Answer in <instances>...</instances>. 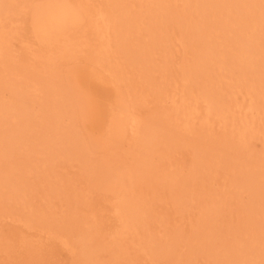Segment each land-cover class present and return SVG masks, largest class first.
<instances>
[{
	"label": "rangeland",
	"instance_id": "rangeland-1",
	"mask_svg": "<svg viewBox=\"0 0 264 264\" xmlns=\"http://www.w3.org/2000/svg\"><path fill=\"white\" fill-rule=\"evenodd\" d=\"M158 1L0 0V264H264V2Z\"/></svg>",
	"mask_w": 264,
	"mask_h": 264
},
{
	"label": "bare ground",
	"instance_id": "bare-ground-1",
	"mask_svg": "<svg viewBox=\"0 0 264 264\" xmlns=\"http://www.w3.org/2000/svg\"><path fill=\"white\" fill-rule=\"evenodd\" d=\"M160 1V0H159ZM158 1V2H159ZM205 1V0H204ZM262 2H264V0L262 1ZM86 3L87 2H85V3H79V5H80V7L82 8V9H84V11H86L87 13H88V15L91 17L92 16V14H90V12H89V10H88V7L86 6ZM203 3V2H202ZM204 4V3H203ZM262 7L264 6V3L261 5ZM262 10H263V13L262 14H264V7L262 8ZM108 13H106L105 11H103V10H97L96 11V13H95V19H94V22H95V27H98L99 29H102V31H105V32H107L108 31V29L110 28V24H111V19H110V17L107 15ZM54 18H55V16H54V14L53 13H49V15L48 16H46V20H54ZM60 20L58 19V18H56V21H54V22H56V23H60L59 22ZM2 21H1V15H0V23H1ZM257 23L254 21V22H252V24H251V27H252V29L254 30V29H256V27H257ZM3 28V27H2ZM4 29V28H3ZM2 30V29H1ZM1 30H0V34H1ZM3 31H6V30H2V32ZM3 33H5V32H3ZM2 33V34H3ZM2 34L0 35V56L3 54V51H4V49H5V47H6V44L4 43L5 41H3V36H6V35H3L2 36ZM7 35H9V33L7 34ZM251 45V44H250ZM248 47H249V45H248ZM108 49H109V43H107L105 46H104V48L102 49V50H99V51H97V53H98V57H100V58H98V60H97V62H99L100 64L102 63L101 62V59L102 58H105L107 55V52H108ZM240 54L241 53H238V55L240 56ZM237 55V57H239ZM241 58V57H240ZM221 64V63H220ZM115 65V66H114ZM219 66H221V65H219ZM118 68H120L119 67V65H116V64H111V65H108V66H106V70L108 71V74L110 75V76H113L116 80H117V82L119 83L120 82V80L123 78L122 76H120L121 74H119V72L117 73V70H118ZM117 73V75L115 76V74ZM118 75L120 76V78H118ZM123 80V79H122ZM121 80V82L120 83H122L123 81ZM131 92V91H130ZM126 93H127V95L129 96V94H128V92H127V90H126ZM130 94H132V92L130 93ZM125 95V99L128 101V103L126 104V107L124 108V109H122V110H112L111 112H110V115H109V119H108V122H107V125H106V128H105V130H106V133H107V136H111V138H113V139H116V138H119V137H121V138H123L122 136L124 135H126V133H129L128 131H132L134 134L135 133H137L136 135L138 136L139 134V132L140 131H142L144 128H141V126H142V124H143V122H142V120L140 119V117H138V115L134 112V110H133V103H131L132 101H130V97H127L126 96V94H124ZM172 95H174L175 96V94H172ZM173 97V96H172ZM173 99V98H172ZM132 100H133V98H132ZM203 100L204 101H206V103H207V105H206V113H205V117H204V121H205V123H209L210 122V116L211 115H215V116H217V117H225V114H224V112H225V110H224V108H223V106L220 104V103H218V102H215L212 98H211V96H209V95H207V94H205V95H203ZM130 101V102H129ZM173 101V103L175 104L174 105V107H176V100L175 99H173L172 100ZM196 102H198V100H196L195 101V103H193L192 105H189V106H185L183 109V115H184V117L186 116V118L187 117H190V116H192L193 114H196L198 111H199V107H198V105H196ZM181 103H183V104H186L185 103V100L184 99H182L181 100ZM178 107V106H177ZM194 116V115H193ZM190 118H192V117H190ZM194 118V117H193ZM187 119H189V118H187ZM186 119V120H187ZM189 122V121H188ZM187 122V123H188ZM144 126V125H143ZM241 133H244V131H242ZM130 136V135H129ZM133 136V135H132ZM136 137V136H135ZM121 142H122V140H121ZM150 142V141H149ZM150 144L152 145V142H150ZM150 144H148V145H150ZM149 147H152V146H149ZM147 149H148V147H147ZM149 150H152L151 148H149L148 149V151H147V153L146 154H148V152L151 154L152 152H154L153 150H152V152H150ZM150 154H148V155H150ZM104 171V170H103ZM105 174V173H104ZM102 175V174H101ZM101 175H100V177H99V179H98V181H97V183L100 181V178H101V180H102V177H101ZM99 184H100V182H99ZM104 185H106V188L108 189V190H113L114 192L118 189V187H117V185L116 184H113V185H107V184H104ZM121 197H123V196H120V198H118V199H120L119 200V202H121V201H123V199L121 200ZM125 201H127L128 202V200H125ZM125 201H123L122 202V205L124 204V202ZM117 202V201H116ZM115 202V203H116ZM114 203V204H115ZM118 203V202H117ZM130 203V204H129ZM129 203H127V205L129 204L131 207H132V209L135 207V209H133V211L130 209V211L132 212L131 214L133 215V212H135V210H137L138 211V209H136V207L137 208H139L137 205L135 206L134 205V203H132V202H130L129 201ZM133 205H132V204ZM121 204L119 205H114L112 208L114 209H112V211H114V213H117L116 215H114V216H117L118 215V217L117 218H119V220L121 219V222L122 221H126L127 219V224H129V225H127V227H126V225H124L125 227H126V229L127 228H129V231L130 230H132V227L130 228L129 226H132V224L133 223H136V221L138 220V216H139V218H140V216H141V213H137L138 214V216H135L134 218H137V219H134L135 220V222H134V220H133V218H131V216L128 218V217H126L127 215L125 214L124 216L122 215V213H121V211L123 212V211H125V213H127L126 212V209L128 208H130V206L129 207H127L126 209H122V206ZM124 207H126V206H124ZM143 209V208H142ZM142 209H140L141 211H138V212H142ZM144 210V209H143ZM128 211V210H127ZM144 212V211H143ZM113 213V214H114ZM128 213H130L129 211H128ZM127 213V214H128ZM123 214H124V212H123ZM129 215V214H128ZM134 216V215H133ZM122 217L124 218L123 220H122ZM125 217L127 218V219H125ZM133 220V222L131 223V221H130V223H129V220ZM120 222V226H121V224L122 223H126V222H122L121 223ZM131 224V225H130ZM137 224V223H136ZM134 225V224H133ZM136 226V225H135ZM121 229H123L122 231L123 232H125V230H124V227H123V225H122V228ZM133 230H135V227H134V229ZM118 231V233L120 234V229L119 230H117ZM128 231V232H129ZM123 232H121V234H124ZM127 233V232H126ZM120 234V235H121ZM63 243L66 245V246H68L69 248H70V242L69 241H67V240H64L63 241Z\"/></svg>",
	"mask_w": 264,
	"mask_h": 264
}]
</instances>
